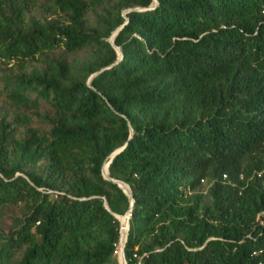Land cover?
I'll use <instances>...</instances> for the list:
<instances>
[{"label":"trees","instance_id":"obj_1","mask_svg":"<svg viewBox=\"0 0 264 264\" xmlns=\"http://www.w3.org/2000/svg\"><path fill=\"white\" fill-rule=\"evenodd\" d=\"M113 179L127 264H264V0H0V264H121Z\"/></svg>","mask_w":264,"mask_h":264},{"label":"water","instance_id":"obj_2","mask_svg":"<svg viewBox=\"0 0 264 264\" xmlns=\"http://www.w3.org/2000/svg\"><path fill=\"white\" fill-rule=\"evenodd\" d=\"M158 3V0H156V4ZM130 10V9H129ZM110 41L112 43H114V35L111 37ZM117 49H118V52H119V55H120V58L122 57V52L120 50V48L117 46ZM94 75V74H93ZM92 75V76H93ZM91 76V78H92ZM122 147H120L119 149H117L113 155L119 151ZM112 159V158H111ZM111 159L106 163L108 168H109V164L111 162ZM104 172V175L105 176H108V174ZM114 181L118 182V184L124 189V191L129 195L130 197V200H131V204H130V207L129 209L122 215H124L126 218H127V223H128V229H127V232H126V235H125V241H124V244H123V248H122V252H123V260H120V263L121 264H127V260H126V256H125V244H126V241H127V237H128V230H129V226H130V215L132 213V205L134 204V198L132 196V193H131V189H130V186L128 184H126L125 182H123L122 180H119V179H113ZM106 206H108V203L106 202ZM116 215V217L121 221L120 219V216H122L121 214H118V213H114ZM122 231V230H121Z\"/></svg>","mask_w":264,"mask_h":264},{"label":"rangeland","instance_id":"obj_3","mask_svg":"<svg viewBox=\"0 0 264 264\" xmlns=\"http://www.w3.org/2000/svg\"><path fill=\"white\" fill-rule=\"evenodd\" d=\"M21 215V210L18 205H7L3 207L0 213V230H8L9 227L16 225V216ZM118 259H121L120 253L118 252Z\"/></svg>","mask_w":264,"mask_h":264},{"label":"bare ground","instance_id":"obj_4","mask_svg":"<svg viewBox=\"0 0 264 264\" xmlns=\"http://www.w3.org/2000/svg\"><path fill=\"white\" fill-rule=\"evenodd\" d=\"M121 219V223H122V227H121V238H120V249H119V253H122V257H123V252H122V248H123V244L125 241V235L128 229V223H127V218L125 216L120 217Z\"/></svg>","mask_w":264,"mask_h":264},{"label":"built area","instance_id":"obj_5","mask_svg":"<svg viewBox=\"0 0 264 264\" xmlns=\"http://www.w3.org/2000/svg\"><path fill=\"white\" fill-rule=\"evenodd\" d=\"M120 242H121V241L119 240V242L116 243V247H117V250H116V251H117V253L119 252V249H120Z\"/></svg>","mask_w":264,"mask_h":264}]
</instances>
